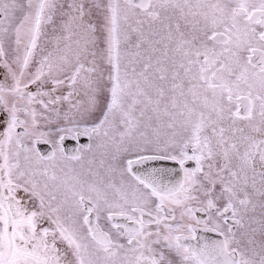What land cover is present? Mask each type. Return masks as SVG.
I'll return each mask as SVG.
<instances>
[{
	"label": "snow or ice",
	"instance_id": "obj_1",
	"mask_svg": "<svg viewBox=\"0 0 264 264\" xmlns=\"http://www.w3.org/2000/svg\"><path fill=\"white\" fill-rule=\"evenodd\" d=\"M0 264H264V0H0Z\"/></svg>",
	"mask_w": 264,
	"mask_h": 264
}]
</instances>
